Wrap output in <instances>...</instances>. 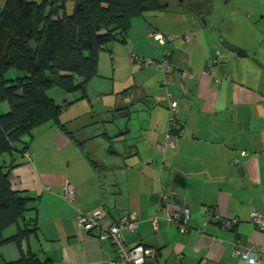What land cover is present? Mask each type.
Instances as JSON below:
<instances>
[{
	"label": "crops",
	"instance_id": "obj_1",
	"mask_svg": "<svg viewBox=\"0 0 264 264\" xmlns=\"http://www.w3.org/2000/svg\"><path fill=\"white\" fill-rule=\"evenodd\" d=\"M192 2L162 0L163 11L133 19L126 42H112L99 55L90 83L110 99L104 107L111 119L97 122L107 127L93 126L91 104L89 122L61 120L82 144L46 123L34 129L29 158L7 159L14 163L9 179L36 199L25 219L39 236L22 247L40 260L108 264L115 252L100 235L130 215L135 226L122 230L121 240L154 250L145 264H242L236 249L264 247V231L252 223L254 215L264 218L263 32L215 22L212 10L203 17ZM164 58L171 65L166 74ZM171 118L180 130L175 148L163 146ZM113 119L120 120L115 129ZM65 183L73 188L71 202L63 197ZM173 206L188 217L186 232L166 222ZM95 212L101 219L84 231L78 215ZM18 257L14 244L0 246V264Z\"/></svg>",
	"mask_w": 264,
	"mask_h": 264
},
{
	"label": "trees",
	"instance_id": "obj_2",
	"mask_svg": "<svg viewBox=\"0 0 264 264\" xmlns=\"http://www.w3.org/2000/svg\"><path fill=\"white\" fill-rule=\"evenodd\" d=\"M194 3L203 11L211 9L207 1ZM164 9L160 0H42L38 4L4 0L0 10V105L5 104L7 111L0 114V246L12 243L17 247L19 257L12 264L52 262L22 247V242L39 236L36 225L25 219L36 199L9 179L14 163L7 159L14 154L29 155L31 132L46 123L82 144L76 132L60 121L63 107L46 90L58 86L67 94L80 92L76 100L85 98L87 84L98 76L99 53L112 42L125 43L133 19ZM236 53L245 55L239 49ZM10 69L22 75L6 79ZM23 135L29 139L16 146ZM12 225L15 233L4 237Z\"/></svg>",
	"mask_w": 264,
	"mask_h": 264
},
{
	"label": "rangeland",
	"instance_id": "obj_3",
	"mask_svg": "<svg viewBox=\"0 0 264 264\" xmlns=\"http://www.w3.org/2000/svg\"><path fill=\"white\" fill-rule=\"evenodd\" d=\"M1 1V0H0ZM28 1H33L35 3H41L42 0H28ZM164 2L168 0H163ZM209 1V9L210 7L212 9V12L207 10L203 11L205 8L197 7L194 5L195 3L192 2L191 5L192 7L196 6V8L202 9L200 10L201 15L203 17H206L210 14L214 18V21H218L219 23L220 20L225 19V24H242V25H247V27L251 28V30H254L258 34L263 32L264 36V0H208ZM162 0L160 1V3ZM2 4V3H1ZM67 6V10H70V6ZM264 39V37H263ZM251 39H247L246 41H250ZM31 45L34 44V42L30 43ZM102 53V54H101ZM106 50L102 51L99 53V55H105ZM100 55V56H101ZM99 57V56H98ZM99 64V63H98ZM18 75H22L19 72H16L13 69H10L6 72L5 78L6 79H12L15 78ZM92 80V79H91ZM90 80V81H91ZM87 84V87L85 89L86 94L85 98L76 100L80 96V92H74L71 94H67L64 92V90L61 87L58 86H53L46 90V94L49 98H51L57 105L62 106L63 110L62 113L60 114V121L61 120H68L69 118L73 119L77 116L79 118H85L87 119L85 122H89L90 118L92 117L93 114L89 113L90 106L92 104L94 111L97 114V119L95 122H92L94 127H97V129L102 130V126H108V124L105 123H97L98 121L104 118L106 116L108 119H111L113 112H106L105 109V104L109 102V98L104 96V95H98V93L91 88V83ZM97 81H103V80H97ZM99 82V83H100ZM105 84V87L110 88L109 84L107 82H102ZM79 93V94H78ZM67 103V104H66ZM0 107H3V111L0 110V114H3V112L7 111V106L5 104L0 105ZM105 120V119H103ZM102 120V121H103ZM118 119H113L111 120V123L109 125H113L114 129L116 125L119 123ZM121 124V123H120ZM123 127V125L121 124ZM38 133V130H33L31 132V135H36ZM29 138L27 135H23L21 137V141L16 143V146L21 147V142L27 141ZM31 142V141H30ZM36 144H34L35 147ZM1 162V161H0ZM16 231V226L12 225L8 229L4 231L3 235H7L9 233L13 234ZM9 236V235H8Z\"/></svg>",
	"mask_w": 264,
	"mask_h": 264
},
{
	"label": "built area",
	"instance_id": "obj_4",
	"mask_svg": "<svg viewBox=\"0 0 264 264\" xmlns=\"http://www.w3.org/2000/svg\"><path fill=\"white\" fill-rule=\"evenodd\" d=\"M151 36V35H150ZM153 36L159 40L161 43L164 40L161 36L157 34H153ZM136 61H140L142 64L150 65L153 63L151 60L147 59H140L134 58ZM163 68L161 72L166 74L169 72L171 65L168 62L167 58L161 60ZM214 77H216L214 75ZM177 107L176 102H170L169 110L170 112L173 111ZM171 127L169 129L167 139L163 146L168 148H175L176 147V139L179 136L180 130L178 127L174 126V119L171 118ZM176 127L172 129V127ZM26 158H29V155H25ZM64 194L63 197L67 202L72 201L73 197V188L68 184L65 183L64 185ZM102 217L100 212H95L91 216H85L79 214L77 217L78 225L86 232H89L92 228L97 225V221L100 220ZM153 224L156 225L155 219L152 220ZM166 222L171 225L175 226L178 231L186 232L189 228V220L188 217L182 213L177 206H173L170 211L166 214ZM252 223L254 226L264 231V218L260 216H253ZM135 226V216L130 215L128 217H121L118 221L108 228L104 229L100 238L106 239L111 243L112 248L115 252L114 259L108 264H145L147 259L155 258V251L149 248H146L142 245H137L134 247H126L123 245L120 232L122 230L125 231H132ZM230 223H225V228H230ZM234 254L238 257V261L242 264H264V247L261 248L259 251L253 250L252 248L249 249H236Z\"/></svg>",
	"mask_w": 264,
	"mask_h": 264
}]
</instances>
